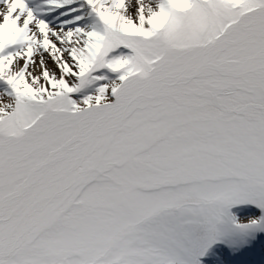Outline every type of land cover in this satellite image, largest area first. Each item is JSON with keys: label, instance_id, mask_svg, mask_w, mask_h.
<instances>
[{"label": "snow or ice", "instance_id": "obj_1", "mask_svg": "<svg viewBox=\"0 0 264 264\" xmlns=\"http://www.w3.org/2000/svg\"><path fill=\"white\" fill-rule=\"evenodd\" d=\"M0 264H264V0H0Z\"/></svg>", "mask_w": 264, "mask_h": 264}]
</instances>
